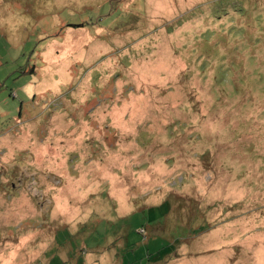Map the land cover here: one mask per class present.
Listing matches in <instances>:
<instances>
[{
    "label": "rangeland",
    "instance_id": "374dc122",
    "mask_svg": "<svg viewBox=\"0 0 264 264\" xmlns=\"http://www.w3.org/2000/svg\"><path fill=\"white\" fill-rule=\"evenodd\" d=\"M0 264H264V0H0Z\"/></svg>",
    "mask_w": 264,
    "mask_h": 264
}]
</instances>
